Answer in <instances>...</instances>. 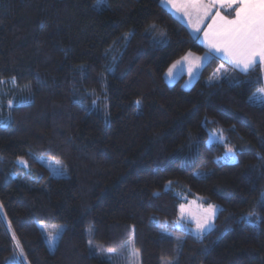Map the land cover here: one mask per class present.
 <instances>
[{
	"label": "trees",
	"instance_id": "1",
	"mask_svg": "<svg viewBox=\"0 0 264 264\" xmlns=\"http://www.w3.org/2000/svg\"><path fill=\"white\" fill-rule=\"evenodd\" d=\"M189 52L205 49L161 0H0V88L19 89L2 96L0 264H128L133 235L139 264H264V222L242 220L264 216V105L249 100L264 72L210 85L213 57L184 90L165 73ZM221 129L234 163L206 143ZM194 197L219 207L202 240L175 225ZM40 224L63 226L52 253Z\"/></svg>",
	"mask_w": 264,
	"mask_h": 264
},
{
	"label": "snow or ice",
	"instance_id": "2",
	"mask_svg": "<svg viewBox=\"0 0 264 264\" xmlns=\"http://www.w3.org/2000/svg\"><path fill=\"white\" fill-rule=\"evenodd\" d=\"M161 3L164 6L170 4L175 11L182 12L194 32L202 31V41L199 36H195L194 39L201 41L210 52L216 53L219 58L226 60L233 70L247 74L250 69L259 66L261 71L264 72V0H161ZM213 8L216 9V12L214 16L210 17L211 22L206 29H201L200 24L203 23L205 17L209 16ZM220 9H224L226 12L231 9L234 14H221ZM125 39H127V34H125ZM191 56L192 53H188L182 59L186 61ZM208 58V56L196 57L197 66L200 61ZM177 63L180 62L177 61ZM175 66L173 65L172 68ZM172 68H169L165 73L170 80L173 77ZM221 69L223 72H221ZM194 75L192 68H189V76L193 77ZM227 75L228 69L224 65H221L217 73L209 77L208 83L210 85L218 83ZM3 83L5 81L0 80V84ZM25 87L27 91H31L30 86L26 85ZM258 91L261 97H264V88H260ZM261 97L253 96L249 97V100L259 99L261 103H264V99ZM91 103L95 107L97 105V99H93ZM135 103L139 105L141 101L137 99ZM7 107L9 109L14 107V101L12 99L7 101ZM0 119L4 121L3 126L7 127L9 117L3 116L2 111H0ZM208 142L210 144L219 143L224 146V155L218 159H223L226 163L235 162L239 153L233 145L227 142L222 129L219 131L213 130L209 135ZM258 159L264 160V157H258ZM18 163L27 167V162L23 158H18ZM55 175H63L62 166L56 170ZM171 183L169 181L165 185V188L170 187ZM153 195L157 196L159 193L154 192ZM259 203L264 206V194H262ZM178 208L179 215L175 221V225L184 228L186 224L182 223V220L186 219L185 205L181 203ZM217 211L218 206L211 203L206 208H203V211L192 219L194 227L189 229L190 235L197 240H202L215 227L214 220ZM252 218H255L257 226L259 223L264 222V216H261L255 208L249 211L246 216L242 217V220L252 223ZM166 223L167 221H164L161 227ZM41 227L43 228L44 226L41 225ZM61 229L62 226H53V230L44 228L49 246H53L56 243ZM13 239H15V235H13ZM88 244L90 248L94 249V255L102 259L111 258L112 249L105 250L102 247L95 246L91 238L88 240ZM127 247L128 255L126 259L128 264H139L141 252L135 245L134 235L127 241ZM20 254L21 256L24 255L22 248L20 249ZM161 264H172V261L162 258Z\"/></svg>",
	"mask_w": 264,
	"mask_h": 264
},
{
	"label": "rangeland",
	"instance_id": "3",
	"mask_svg": "<svg viewBox=\"0 0 264 264\" xmlns=\"http://www.w3.org/2000/svg\"><path fill=\"white\" fill-rule=\"evenodd\" d=\"M106 1V0H105ZM107 4V2H105ZM107 6V5H106ZM105 6V7H106ZM95 7L98 9V10H101V9H104L105 7L100 5V4H96ZM180 14H182V12H178ZM190 53V52H189ZM186 55V54H185ZM184 57V56H182ZM181 58H179L177 61H179L180 63L178 64H175L177 63L174 62L172 64L173 65H176L174 68H172V66H170L169 68H172V71H173V77L171 78V80L166 76V80L168 81V83H170L171 85L175 84L176 83V80L179 78H183L182 79V82H181V88L184 89V90H189L194 82L198 79V77H200V74L202 72V69L204 68L205 65H201L202 64V61H200L198 63V66H197V61L195 60L196 57H199V56H196V55H193V58L190 57L188 60H183ZM217 67V66H216ZM189 68H192L193 72H194V76L193 77H190L189 76ZM216 69V68H215ZM213 70L209 77L210 76H213L217 73V70ZM168 71V70H167ZM184 75V77H182ZM209 77L206 79L207 83H208V80H209ZM178 79V80H179ZM189 81H191L190 83H188ZM19 89L16 88V85L14 82H9L8 84V87L6 89H2L0 88V111H2V96L4 95V93H11V91L13 92L14 95L17 94ZM261 97V94L260 92L252 95L251 97ZM262 99H264V97H261ZM252 102L254 103H257L259 105H264V103H261L259 99H254V100H251ZM210 135V133H209ZM209 135H208V138L206 140V143L207 144H210L208 141H209ZM223 157V156H222ZM217 161L219 162H224L226 163L223 159H218ZM237 161V157H236V160L235 162ZM38 162L45 165L47 168H49L51 171H52V174L55 175V172L58 168L61 167L62 163L58 160V159H55V158H39L38 159ZM234 163V162H232ZM64 173V171H63ZM65 175V173H64ZM55 176H59V175H55ZM63 176V175H61ZM185 199V198H184ZM185 205V217L186 219L185 220H182V223H185L186 224V230L189 232V229H191L192 227H194V224L192 222V219L194 216L200 214L202 211H203V208H206L207 207V203L204 202V200L200 197H194L193 200H188L185 199L184 202L182 203ZM211 204H214V203H211ZM214 205H217V204H214ZM218 206V205H217ZM219 208V207H218ZM218 212V211H217ZM217 215V213H216ZM215 221V220H214ZM41 225H43L44 227L42 228ZM53 226H62V225H49V224H40V228L42 230V233L45 237V240H46V244H47V247L49 249V251L52 253L54 252L56 246H57V243L59 241V237L63 231V226H62V229H61V232H60V235L58 237V239L56 240V243L53 245V246H49L48 244V240H47V235L46 233L44 232V228H48L49 230H53ZM90 239V237L88 238V240ZM89 245V244H88Z\"/></svg>",
	"mask_w": 264,
	"mask_h": 264
},
{
	"label": "crops",
	"instance_id": "4",
	"mask_svg": "<svg viewBox=\"0 0 264 264\" xmlns=\"http://www.w3.org/2000/svg\"><path fill=\"white\" fill-rule=\"evenodd\" d=\"M161 4H162V3H161ZM162 6H163L166 10H168V11H169V12H170V13H171V14H172L177 20H179L181 23H183V24L188 28V30L190 31V34L192 35V37L199 36V37H201V41H202V38H203L202 31H201V32H194L193 29H192V27L189 26V22H188L187 18L183 15V13L180 14V13H178L177 11H175V10L171 7L170 4L167 5V6H164V5L162 4ZM220 11H221V14H225V13L223 12V9H220ZM215 12H216V9L213 8L212 11L209 13V16L204 18L203 23L200 24L201 29H206V28H207L208 24L211 22L210 17H211V16H214V15H215ZM233 14H234V13H233ZM197 41H198V40H197ZM201 41H198V43H199V44L205 49V52H204V53H201V54H199V55L192 53V56H191V57L193 58V55H196V56H199V57H205V56H208V57H209L208 59H206V60H202V64H201V65H205V64L208 63L210 60H212L213 57H217V58L220 60V62H219V64H218V66L216 67V69H220V66H221V65H224V67L228 69V75H229V74L231 73V71L233 70L232 67H231V65H229L228 62H227L226 60L219 58L218 54L213 53V52H210V50H209L207 47H205V45H204ZM187 54H188V53H187ZM184 56H185V55H184ZM175 64H178V63H175ZM216 69H215V70H216ZM221 72H223L222 69H221ZM228 75H227V76H228ZM227 76H226V77H227ZM182 77H184V75H183ZM178 79H179V78H178ZM178 79H177V80H178ZM182 79H183V78H182ZM177 80H176V82H177Z\"/></svg>",
	"mask_w": 264,
	"mask_h": 264
}]
</instances>
